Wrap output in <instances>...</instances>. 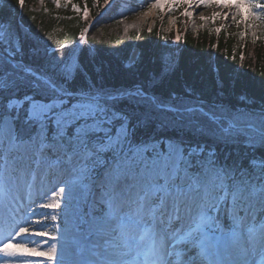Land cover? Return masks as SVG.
<instances>
[{"label":"snow or ice","instance_id":"snow-or-ice-1","mask_svg":"<svg viewBox=\"0 0 264 264\" xmlns=\"http://www.w3.org/2000/svg\"><path fill=\"white\" fill-rule=\"evenodd\" d=\"M17 2L22 8L25 0ZM216 3L234 6L241 20L246 6L250 17L264 19L252 11L264 4L254 0ZM16 40L12 23L0 20L8 53L0 57V215L14 221L0 235V264H31L20 257L51 264H264V107L162 100L142 86L109 89L87 78L75 86L82 74L76 45L37 73L10 53ZM148 125L175 135L138 139ZM52 174L67 180L37 206L51 209L55 222L62 202L68 207L77 195L94 193L100 211L87 236L67 228L58 237L17 221L37 182ZM37 237L63 239L62 251L56 243L40 250Z\"/></svg>","mask_w":264,"mask_h":264},{"label":"trees","instance_id":"trees-1","mask_svg":"<svg viewBox=\"0 0 264 264\" xmlns=\"http://www.w3.org/2000/svg\"><path fill=\"white\" fill-rule=\"evenodd\" d=\"M75 1L89 8L90 15L84 24H80L79 18L68 9L64 14H57L61 10L53 8L49 0H46L48 9L38 11L32 10L35 0H25L22 8L17 0H0V20L10 21L18 35L9 50L15 53L14 59L42 73L61 51L65 56L72 51L71 47L65 46L76 45L75 54L82 65V74L76 76L75 86L84 85L87 78L97 86L109 89L142 86L162 100L176 96L199 99L206 105L264 107L263 42L245 41L240 55L233 56L232 38L226 39L223 34L186 32L180 38L173 65L165 69L159 57L160 35L156 29H147L144 25L134 40L138 58L132 65H127L129 48L118 57L105 43L80 41L83 26L96 16L94 9L109 5L113 8L112 0H95L96 5L93 0ZM131 1L136 3L138 0ZM54 32L56 36L46 40ZM4 47L0 44V57L8 54ZM142 112L143 109H137L138 115ZM150 135L173 136L175 133L157 129L154 125L142 127L137 132L138 139Z\"/></svg>","mask_w":264,"mask_h":264},{"label":"rangeland","instance_id":"rangeland-1","mask_svg":"<svg viewBox=\"0 0 264 264\" xmlns=\"http://www.w3.org/2000/svg\"><path fill=\"white\" fill-rule=\"evenodd\" d=\"M191 1L161 0L159 7H153L156 1L147 3V0H138L134 3L131 0H112L113 8H110V5L104 6V9L93 8L96 16L92 17L86 26H83L82 33L85 35V40L107 44L110 52L118 57H122L129 48L126 64L132 65L138 58V49L134 46L135 37L144 25L147 26V29H156L161 38L159 57L165 69L173 65L180 38L186 32L194 34L207 32L213 36L223 34L226 39L232 38L234 40L233 56L240 55L239 50L242 49L245 41L264 43V19L250 17L247 6L243 9L244 18L241 20V17L236 15L235 7L226 13L225 7H218L216 0L207 6L204 4L197 6L198 0H196V6L192 10L196 11L197 7L203 6L206 8V14H201L195 21L192 14H187L191 11L188 8ZM231 1L229 0L230 3H232ZM49 2L53 4V8L61 10L57 14H64L65 10L68 9L71 14L79 18L80 24H84L87 18L84 14V8L87 6L84 7L75 0H60L59 6L55 0H49ZM92 2L93 5H96L95 0ZM254 2L264 4V0H254ZM72 5H76L81 11L76 12ZM47 7L46 0H35L32 10L38 11L45 8L47 10ZM62 10L64 11L62 12ZM252 11L264 16V9H253ZM88 13L89 8H87V15H90ZM216 29H220V31L217 32ZM242 33L243 35H241ZM55 36L54 32L46 40H50L49 37L53 39ZM22 166L27 167V162ZM66 180V176L52 174L48 178L46 177L42 184L38 181L37 188L39 190L36 192L39 197L36 200L31 197L30 204L34 206L29 209L28 216L33 219L34 223L37 220L41 221L40 224L35 223V228L58 237L63 236L67 228H83L84 231L80 234L85 236L87 230L95 223V218L100 211L98 205L94 203V193L93 196L85 194L82 197L77 195L68 207H65L64 202H62L63 211L61 209L56 210L58 218L55 222L50 219L51 209H43L37 206L39 203L48 201L51 198V192L57 186H62ZM55 199H60V197H55ZM69 213L70 215H67ZM45 216H48V219L45 220ZM1 229L3 230V227ZM7 230L10 231L11 228L7 227ZM6 234L7 232H4L1 235ZM42 242L45 243L44 240ZM91 257L92 253L86 250L85 258Z\"/></svg>","mask_w":264,"mask_h":264},{"label":"bare ground","instance_id":"bare-ground-1","mask_svg":"<svg viewBox=\"0 0 264 264\" xmlns=\"http://www.w3.org/2000/svg\"><path fill=\"white\" fill-rule=\"evenodd\" d=\"M152 1H156V0H147V3H151ZM233 4L235 3V0L231 1ZM196 6V0H192L191 3H189L188 8L191 10L189 13L192 14V18L197 21V19L201 16V14H206V8L203 6L197 7L196 11H193L192 9ZM233 7H229V8H225L224 10L226 11V13H229L231 11V9H233ZM139 22V21H138ZM32 197L36 200L39 195L37 194L36 191L33 192ZM31 200L25 199L24 203H25V207L23 209H21V212L19 214V216L17 217V221L19 223H23L25 219H28L32 225L33 228H35V223L33 222V219L31 217L28 216V211L29 209H31V207H33L34 205L30 204ZM30 207H29V205ZM28 205V207H27ZM14 221L12 220L11 217L8 216H4V215H0V235L3 234L4 232H8L7 227H10L11 224H13ZM3 227V230L1 229ZM91 228V227H90ZM89 230V229H88ZM88 230L85 234V236H87L88 234ZM60 237H63L60 235ZM38 240L41 241V245H40V250H47L49 248V246L53 243L57 244V248L58 250L62 251V244H63V239H60L59 241H51L48 240L47 237L43 238V239H39L38 237L36 238ZM47 240V243H44L42 241ZM33 245H29V247H31ZM19 259H26L31 261V264H51V262H47L44 260V258L42 257H20Z\"/></svg>","mask_w":264,"mask_h":264}]
</instances>
